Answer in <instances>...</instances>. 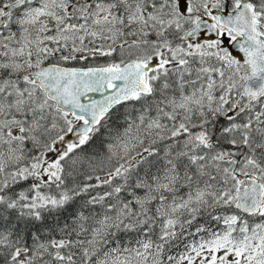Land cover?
I'll use <instances>...</instances> for the list:
<instances>
[{
    "label": "snow or ice",
    "instance_id": "snow-or-ice-1",
    "mask_svg": "<svg viewBox=\"0 0 264 264\" xmlns=\"http://www.w3.org/2000/svg\"><path fill=\"white\" fill-rule=\"evenodd\" d=\"M0 264H264V0H0Z\"/></svg>",
    "mask_w": 264,
    "mask_h": 264
}]
</instances>
